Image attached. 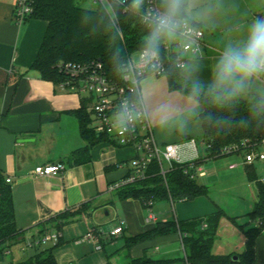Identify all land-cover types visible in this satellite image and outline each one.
Segmentation results:
<instances>
[{
	"label": "crops",
	"instance_id": "obj_1",
	"mask_svg": "<svg viewBox=\"0 0 264 264\" xmlns=\"http://www.w3.org/2000/svg\"><path fill=\"white\" fill-rule=\"evenodd\" d=\"M225 1H228L227 17L232 20L229 34L233 35L227 37L209 36L205 28L209 21H198L186 6L189 20L204 30L203 55L191 56L180 73L182 80L191 85L223 91L213 86L215 66L225 50L246 43L256 16L264 12V0ZM15 5L16 0H0V172L6 182L11 180L7 184L13 193L16 226L24 232L16 243L19 255L33 256L35 248L24 249L26 245L57 235V241H43L37 246L40 250L54 247L57 264H129L137 259L188 264L180 233L158 237L131 249L127 248L126 240L154 229L158 223L204 218L218 209L226 217L220 222L213 254L243 253L245 238L228 218H237L239 225L248 222L245 216L257 202L258 189L248 179L244 153L224 158L207 156L200 118L202 106L190 95L172 89L167 76L147 77L141 83L142 101L158 143L180 145V156L187 161L194 160L197 152L206 175L195 181L207 190L206 196L192 201L176 204L153 201L151 210L157 222L148 223L146 204L133 199L120 200L116 191H110V186L129 176L135 150L108 141L91 146L83 137L79 113L83 105L87 111L89 100L61 90L33 67L47 24L29 19L17 25ZM208 26L213 27L211 23ZM236 94L264 100V75L252 78ZM191 140L196 142V151L190 145ZM52 165L63 166L64 170L49 178L33 174L38 167ZM166 165L167 168L163 164L164 169L170 172V164ZM232 165L237 167L231 169ZM252 165L264 182V162ZM84 204L88 206L86 213L72 218L61 232L47 223ZM122 223L123 233L111 237V232ZM89 233L92 240L86 238ZM9 251L3 264L27 260L15 262L12 250ZM255 264H264V232L256 241Z\"/></svg>",
	"mask_w": 264,
	"mask_h": 264
},
{
	"label": "trees",
	"instance_id": "obj_2",
	"mask_svg": "<svg viewBox=\"0 0 264 264\" xmlns=\"http://www.w3.org/2000/svg\"><path fill=\"white\" fill-rule=\"evenodd\" d=\"M188 2L189 0H182L178 19L189 20L185 13ZM167 6L168 2L163 5L165 11ZM118 15L121 32L106 12L101 9L86 8L79 3V0H34V12L30 19L45 22L47 31L33 67L41 73L43 79L58 86L66 81L65 76L57 70L59 64L100 61L104 64L109 77L120 81L128 57L146 48L152 29L143 25L133 14L119 12ZM262 20H264V12L256 16L255 24ZM190 22L196 25L193 21ZM163 40L162 37L158 45V50L161 52ZM180 73L181 70H178L174 63L168 64L167 78L170 87L190 95L203 108L200 118L204 130V142L210 146L206 150L209 158L231 156H223L221 151L233 144L246 141L250 146H258L264 140L263 99L197 88L182 80ZM79 117L82 135L91 146L108 141L107 137L96 135L90 128L91 121L86 105H83ZM185 170L186 166L173 164L164 179L159 164L153 162L145 179L116 191L118 198L138 200L144 204L149 201H171L176 204L206 196V188L186 175ZM246 171L249 181L257 186V202L253 210L245 216L248 220L245 224L239 225L237 218H228V221L245 238L243 253L228 256L213 254L212 248L220 222L226 217L221 209L204 218L158 223L154 229L128 238L127 248L131 249L135 245L168 234L180 233L188 264H255L256 241L264 232V182L257 177L253 165L246 166ZM86 205L61 213L47 223L52 224L57 232H61L72 218L86 213L88 209ZM23 233L16 226L12 189L0 172V264L5 261L6 252L23 238ZM33 248L36 253L32 257L23 262L9 264H57L54 247L44 250H40L37 246ZM129 264L163 263L137 259Z\"/></svg>",
	"mask_w": 264,
	"mask_h": 264
},
{
	"label": "built area",
	"instance_id": "obj_3",
	"mask_svg": "<svg viewBox=\"0 0 264 264\" xmlns=\"http://www.w3.org/2000/svg\"><path fill=\"white\" fill-rule=\"evenodd\" d=\"M168 0H141L140 5L135 6V0H79V3L89 9H101L106 12L119 32L118 14H133L137 16L143 25L153 29L154 21L165 13L163 5ZM34 12V0H16L14 18L16 24L21 26L31 18ZM178 19V18H177ZM180 28L174 36H164L161 50L156 51V56L150 62H143L141 56L145 49L131 54L122 69L121 80L116 81L109 77L104 64L100 61L91 63H61L57 66L60 74L66 81L58 87L63 91H69L85 97L89 100L87 113L90 116L91 128L98 136L107 137L108 142L120 147H130L136 152V156L130 162L129 176L110 186V191L115 192L129 184L137 183L146 178V173L153 162H157L161 169V175L166 178L168 173L163 164L166 162L186 166L185 174L192 180L204 177L206 172L200 164L197 156L194 160H184L180 156L181 146L170 144L162 146L158 143L148 112L142 101L141 83L147 77H166L167 67L171 62L178 70L183 71L191 56H202L204 52V30L192 24L188 19H178ZM190 145L196 151L195 140ZM204 147L210 148L205 142ZM245 154L244 164L252 165L255 162H264V140L258 146H250L243 141L225 147L221 155ZM237 165H232L235 169ZM64 170L63 166H41L34 170L33 174L40 178H49L58 175ZM7 183H11L7 179ZM154 202L149 201L146 206L149 211L148 223H156L157 216L152 212ZM122 223L111 232V237L120 236L123 233ZM206 226H204L205 228ZM87 239L92 240L89 233ZM58 236L45 237L41 242L55 240ZM41 242L28 244L24 247L38 246ZM10 251L6 252L8 256Z\"/></svg>",
	"mask_w": 264,
	"mask_h": 264
},
{
	"label": "clouds",
	"instance_id": "obj_4",
	"mask_svg": "<svg viewBox=\"0 0 264 264\" xmlns=\"http://www.w3.org/2000/svg\"><path fill=\"white\" fill-rule=\"evenodd\" d=\"M140 3L141 0H135V6L138 7ZM181 8L182 0H168L165 13L154 21V27L141 56L143 62L147 63L155 58L162 37H171L177 33L181 26L177 19ZM261 75H264V20L253 26L242 47L225 50L213 71V86L229 95H235L243 90L252 78Z\"/></svg>",
	"mask_w": 264,
	"mask_h": 264
},
{
	"label": "rangeland",
	"instance_id": "obj_5",
	"mask_svg": "<svg viewBox=\"0 0 264 264\" xmlns=\"http://www.w3.org/2000/svg\"><path fill=\"white\" fill-rule=\"evenodd\" d=\"M227 2L228 1L225 0H195V1L189 0L187 6L188 13L195 15L198 21H200V19H205L206 21H209V24L211 23L213 25L212 27V26H208L209 24L208 25L205 24V28L207 30L206 33H208L209 36L215 35V36L227 37L228 35H232V33L229 34V32H231L230 29L232 28L230 26L232 20L228 19L229 17H227V14L229 13L225 11V6ZM164 166L165 168H167L166 163H164ZM258 168L261 170L260 165L258 166ZM11 250L13 252L15 262L18 260H25L32 257V253H29V257L27 258H24L23 256L19 255L18 245L13 246Z\"/></svg>",
	"mask_w": 264,
	"mask_h": 264
},
{
	"label": "water",
	"instance_id": "obj_6",
	"mask_svg": "<svg viewBox=\"0 0 264 264\" xmlns=\"http://www.w3.org/2000/svg\"><path fill=\"white\" fill-rule=\"evenodd\" d=\"M235 260H236V258H235Z\"/></svg>",
	"mask_w": 264,
	"mask_h": 264
}]
</instances>
